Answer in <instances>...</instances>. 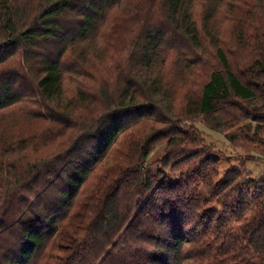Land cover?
Segmentation results:
<instances>
[{"label":"trees","instance_id":"obj_1","mask_svg":"<svg viewBox=\"0 0 264 264\" xmlns=\"http://www.w3.org/2000/svg\"><path fill=\"white\" fill-rule=\"evenodd\" d=\"M32 108L40 134L0 131V264H264V179L214 185L216 162L190 156L158 181L149 140L113 159L167 115L264 159V0H0V116Z\"/></svg>","mask_w":264,"mask_h":264},{"label":"rangeland","instance_id":"obj_2","mask_svg":"<svg viewBox=\"0 0 264 264\" xmlns=\"http://www.w3.org/2000/svg\"><path fill=\"white\" fill-rule=\"evenodd\" d=\"M194 21L199 27L203 16L202 7L198 4L193 7ZM244 18L243 15H239ZM223 17L214 16V25L223 24ZM225 25V24H224ZM224 35L229 37L232 33L231 27L227 26L223 29ZM189 61L193 60V54H187ZM68 76L69 73H66ZM185 73L179 67H169L165 73V80L172 89L177 93V104H180L185 98V90L182 82L185 79ZM65 91L75 94L76 88L74 81L66 79ZM196 83L191 85L190 90L194 91ZM181 106V105H180ZM182 107V106H181ZM177 109V107H176ZM29 115H22L19 111H13L0 116V131L5 133L6 140L22 141L37 136L46 127V123L36 119L40 111L29 109ZM167 119H158L150 121L145 119L132 127L129 132H132L131 139L122 138L115 145L113 152L119 151L121 154L113 157L118 163H122V159L133 160L134 152H138V146L147 140V146L150 149L149 156L146 160V169H148L156 180H166L168 178H176L173 174V167L179 164L184 157H192V159L207 158L208 161L216 162L212 167L215 175L213 177L214 185H218L225 180L226 172L235 170L240 172L241 180L239 185L244 186L249 179L262 180L264 179V163L259 157L252 153L243 152L230 145L225 139L224 134L212 131L204 123L203 119H194L193 121H176L170 116ZM171 120V121H168ZM184 120V116L182 117ZM179 133L185 134L181 136ZM152 142L149 144V142ZM187 140L182 145L180 142ZM172 144H175L173 147ZM123 146V147H120ZM194 154H202L194 156ZM212 176V174H211ZM156 187V185H155ZM204 187L201 185L199 191L204 193ZM206 198H209L206 196ZM209 203L205 208H210L219 215L224 212H229L224 205L218 203L214 198L209 199ZM209 210V209H208ZM213 216V212L211 213ZM218 236V235H217ZM220 236V235H219Z\"/></svg>","mask_w":264,"mask_h":264},{"label":"built area","instance_id":"obj_3","mask_svg":"<svg viewBox=\"0 0 264 264\" xmlns=\"http://www.w3.org/2000/svg\"><path fill=\"white\" fill-rule=\"evenodd\" d=\"M261 161H263V163H264V159H262Z\"/></svg>","mask_w":264,"mask_h":264}]
</instances>
